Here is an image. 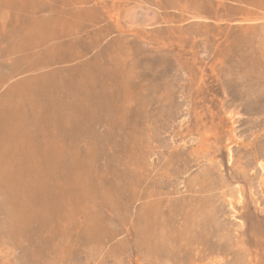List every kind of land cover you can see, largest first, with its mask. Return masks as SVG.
<instances>
[{
  "label": "rangeland",
  "instance_id": "374dc122",
  "mask_svg": "<svg viewBox=\"0 0 264 264\" xmlns=\"http://www.w3.org/2000/svg\"><path fill=\"white\" fill-rule=\"evenodd\" d=\"M263 156L264 0H0V264H264Z\"/></svg>",
  "mask_w": 264,
  "mask_h": 264
},
{
  "label": "bare ground",
  "instance_id": "6f19581e",
  "mask_svg": "<svg viewBox=\"0 0 264 264\" xmlns=\"http://www.w3.org/2000/svg\"><path fill=\"white\" fill-rule=\"evenodd\" d=\"M202 14V13H201ZM172 15V14H171ZM194 17V16H193ZM202 17H204V16H202ZM188 19V18H187ZM191 19V18H190ZM197 19V18H196ZM251 19V18H250ZM51 20V19H50ZM120 20V19H119ZM204 20V19H203ZM187 21V20H186ZM191 21H192V19H191ZM239 21V20H238ZM250 21V20H249ZM111 22V21H110ZM184 22V21H183ZM190 22V21H189ZM186 23V22H185ZM186 25V24H185ZM193 29V28H192ZM105 38V37H104ZM129 46V45H128ZM118 54V53H117ZM116 54V55H117ZM133 68V67H132ZM8 79V78H7ZM250 88V87H249ZM246 90V89H245ZM250 90V89H249ZM259 90H260V88H259ZM245 93V92H244ZM248 93H249V91H248ZM246 96V95H245ZM244 97V96H243ZM254 97H255V95H254ZM252 98V97H251ZM132 103V102H131ZM70 108V107H69ZM231 112V111H230ZM237 116V115H236ZM238 117V116H237ZM237 119V118H236ZM253 120V119H252ZM237 122V121H236ZM232 123V122H231ZM236 128V127H235ZM233 129V128H232ZM233 131V130H232ZM207 133V132H206ZM238 133V132H237ZM234 134V133H233ZM230 135V134H229ZM231 135H232V133H231ZM207 136V135H206ZM233 137H234V135H232ZM187 137V136H186ZM235 137H237V136H235ZM186 139V138H185ZM228 139V138H227ZM190 143H192V142H190ZM214 144V143H213ZM217 145V144H216ZM231 148L230 147H227V152H226V154H227V156H226V160H228L229 162L228 163H230L231 161H230V157H231V150H230ZM235 152V151H234ZM239 152V151H238ZM237 153V152H236ZM263 153V152H262ZM234 156V155H233ZM264 157V156H263ZM163 159V158H162ZM242 159V158H241ZM206 162H209V161H206ZM205 162V163H206ZM239 162V161H238ZM248 163V162H247ZM217 164H219L218 162H217ZM220 165V164H219ZM261 165V164H260ZM15 166V165H14ZM218 167V166H217ZM216 167V168H217ZM239 169H241V168H239ZM252 169V168H251ZM210 171V170H209ZM199 172V171H198ZM208 172V171H207ZM186 173V172H185ZM217 173V172H216ZM220 173V172H219ZM182 174V173H181ZM215 174V173H214ZM261 174V173H260ZM254 175V174H253ZM189 176V175H188ZM264 176V175H263ZM225 177V176H224ZM182 178V177H181ZM200 178V177H199ZM206 178V177H205ZM264 178V177H263ZM262 178V179H263ZM203 179V178H202ZM250 179V178H249ZM261 179V180H262ZM188 180V179H187ZM220 180V179H219ZM225 180V179H224ZM258 180V179H257ZM256 180V181H257ZM264 180V179H263ZM180 181V180H179ZM190 182H191V179H190ZM207 182V181H206ZM189 185L190 184H188V187H189ZM208 185V184H207ZM223 185V184H222ZM237 185V184H236ZM191 186V185H190ZM239 186V185H238ZM258 186V185H257ZM221 187V186H220ZM236 187V186H235ZM207 188V187H206ZM219 188V187H218ZM237 188V187H236ZM101 189V188H100ZM240 189V188H239ZM198 190V189H197ZM214 190V189H213ZM223 190V189H222ZM207 192V191H206ZM210 192V191H209ZM229 193L231 192V191H228ZM193 193V192H192ZM201 194V193H200ZM222 195V194H221ZM219 196V195H218ZM224 196H225V194H224ZM227 196L228 197H230L228 194H227ZM226 196V197H227ZM107 197V196H106ZM206 197V196H205ZM231 197H232V200L230 199H228L229 201L227 202V203H229V204H232L231 203V201H234V199L236 200V202H240L241 201V199H242V196H241V191L240 190H238V188H237V190H235L234 191V193H231ZM230 197V198H231ZM91 198V197H90ZM234 198V199H233ZM201 199V198H200ZM205 199V198H204ZM225 199V198H224ZM206 201V200H205ZM256 202V201H255ZM206 203V202H205ZM259 203V202H258ZM228 204V205H229ZM203 205V204H202ZM227 205V206H228ZM240 205V204H239ZM215 206V205H214ZM206 208V207H205ZM231 208V207H230ZM241 208V207H240ZM177 209V208H176ZM201 209V208H200ZM233 209V208H232ZM205 210V209H204ZM230 210V209H229ZM231 211V210H230ZM233 211H235V210H233ZM238 211V210H237ZM192 213H194V212H192ZM201 213H202V210H201ZM234 213V212H233ZM216 214H217V212H216ZM194 215V214H193ZM195 216V215H194ZM193 216V217H194ZM232 216V215H231ZM187 217V216H186ZM198 217V216H197ZM199 218V217H198ZM190 219V218H189ZM195 219V218H194ZM191 220H193V219H191ZM203 220V219H202ZM229 220V219H228ZM193 222V221H192ZM199 222V221H198ZM187 223V222H186ZM189 223V222H188ZM156 224V223H155ZM201 224V223H200ZM203 224H204V222H203ZM143 225V224H142ZM141 226V225H140ZM189 226V225H188ZM196 226V225H195ZM138 227V226H137ZM157 227V226H156ZM190 227V226H189ZM205 227H207L206 225H205ZM217 228V227H216ZM139 229V228H138ZM145 229H146V227H145ZM158 229V228H157ZM198 229H199V227H198ZM166 230V229H165ZM187 230H189L188 228H187ZM191 230V229H190ZM221 230V229H220ZM147 232H148V230H146ZM162 231H163V229H162ZM198 231V230H197ZM200 231V230H199ZM159 232V231H158ZM221 232V231H220ZM201 233V232H200ZM224 233V232H223ZM236 233V232H235ZM145 234V233H144ZM180 233H178L177 234V236L179 235ZM196 234V233H195ZM214 234H216V233H214ZM224 234H226V233H224ZM147 235V234H146ZM167 236V235H166ZM179 236H181V235H179ZM203 236V235H202ZM215 236V235H214ZM217 236V235H216ZM229 236H230V234H229ZM187 237H188V235H187ZM196 237V236H195ZM194 237V238H195ZM200 237V236H199ZM221 238V237H220ZM226 238V237H225ZM229 238V237H228ZM186 239V238H185ZM188 239V238H187ZM166 240V239H165ZM183 240V239H182ZM199 240V239H198ZM238 240H239V238H238ZM144 241V240H143ZM166 241H168V240H166ZM187 241V240H186ZM194 241V240H193ZM209 241V240H208ZM210 241H212V239H210ZM209 241V242H210ZM141 242V241H140ZM161 242V241H160ZM206 242V241H205ZM208 242V243H209ZM224 242V241H223ZM184 243V242H183ZM215 243V242H214ZM235 243H236V241H235ZM239 243V242H238ZM154 244V243H153ZM160 244V243H159ZM158 244V245H159ZM163 244V243H162ZM140 245H141V243H140ZM143 245V244H142ZM161 245V244H160ZM159 245V246H160ZM186 245V244H185ZM223 245V244H222ZM227 245V244H226ZM239 245V244H238ZM147 246V245H146ZM162 246V245H161ZM164 246V245H163ZM198 246H199V244H198ZM205 246H206V244H205ZM211 246V245H210ZM216 246H217V244H216ZM218 246H219V244H218ZM224 246V245H223ZM233 246V245H232ZM183 247V246H182ZM196 247V246H195ZM147 248H149V247H147ZM166 248V247H165ZM88 249V248H87ZM195 249V248H194ZM199 249V248H198ZM173 250V249H172ZM211 250H212V247H211ZM208 251H209V249H208ZM214 251H215V248H214ZM246 251V250H245ZM93 252H94V250H93ZM169 253V252H168ZM209 253V252H208ZM213 253V252H212ZM246 253V252H245ZM143 254V253H142ZM204 255H205V253H204ZM118 256V255H117ZM170 258V257H169ZM201 258V257H200ZM206 258V257H205ZM249 258V257H248ZM163 259V258H162ZM240 260V259H239ZM238 260V261H239ZM163 261H164V259H163ZM172 261V260H171ZM237 261V262H238ZM242 261V260H241ZM143 262H144V260H143ZM148 262V261H147ZM166 262V261H165ZM168 262V261H167ZM199 262V261H198ZM149 263V262H148ZM200 263V262H199ZM239 263V262H238ZM119 264V263H118ZM146 264V263H145ZM164 264V263H163ZM169 264V263H168ZM196 264V263H195ZM205 264H229L228 263V261L226 260V258L224 257V255H222V254H220V252L217 254H215L214 256H212V257H208V261L205 263ZM231 264V263H230ZM236 264V263H235Z\"/></svg>",
  "mask_w": 264,
  "mask_h": 264
}]
</instances>
